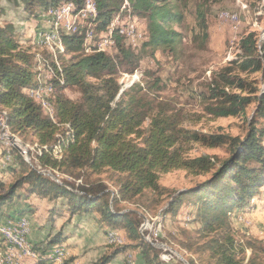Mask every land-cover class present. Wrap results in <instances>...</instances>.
Wrapping results in <instances>:
<instances>
[{
  "label": "trees",
  "instance_id": "trees-1",
  "mask_svg": "<svg viewBox=\"0 0 264 264\" xmlns=\"http://www.w3.org/2000/svg\"><path fill=\"white\" fill-rule=\"evenodd\" d=\"M21 1L27 17L37 18L35 32L41 11L71 4L75 13L86 6V0ZM95 1L93 22L95 29L103 32L125 0ZM128 4L136 21L137 17L146 20L143 29L148 37L133 49L124 36L115 35L117 55L104 51L83 54L85 35L64 32L52 21L53 27H59L56 31L67 55L60 56L61 69L52 58V78L46 81L38 77L36 70L39 47L26 46L12 22L0 21V108L8 130L32 138L38 147L28 162L15 148L0 141V156L16 153L22 166V174L14 181L6 184L0 180V219L17 220L15 216L38 209L37 203H29L10 212L6 206L15 201L51 199L52 220L65 211L71 216L94 213L104 230L126 233L129 242L125 243L116 232L125 244H119L93 264H110L119 254L138 249L147 264H169L161 261L158 252L143 238V215L137 209L118 206L140 199L144 210L161 207L164 218H175L187 205L191 222L198 224L190 231L184 230L186 239L181 243L188 251L204 255L206 264H264V242L251 235L238 236L233 222L242 211L256 209L255 197L264 195V126L259 125V119H264V39L259 43L254 32L243 36L240 53L213 72L205 89L199 92L205 111L215 118L247 117L248 107L256 104L254 115L247 118L246 135L186 128L180 124L178 113L153 95L155 88L162 89L158 78L152 84L135 82L127 88L120 85L118 76L120 71L135 72L142 58L156 51L172 55L181 51L183 34L174 25L184 21L187 0H128ZM203 5L196 7L198 32L194 38L205 43L209 30ZM2 13L0 5V16ZM257 73L260 79L253 77ZM47 84L53 87L54 113L49 116L30 95L32 89ZM67 90H78L80 99L69 98ZM147 119L150 123L144 128ZM194 144L221 148L226 155L191 156ZM11 166L5 167V172L17 176L18 170ZM41 169L63 173L73 181L55 176L56 181ZM175 169L208 177L180 190L162 186L161 175ZM104 171L114 179V190L103 180L89 178ZM67 239L60 229L38 248L40 256L32 248L38 254L33 264H47L49 250ZM188 262L196 264L194 259Z\"/></svg>",
  "mask_w": 264,
  "mask_h": 264
},
{
  "label": "rangeland",
  "instance_id": "rangeland-1",
  "mask_svg": "<svg viewBox=\"0 0 264 264\" xmlns=\"http://www.w3.org/2000/svg\"><path fill=\"white\" fill-rule=\"evenodd\" d=\"M20 1L21 0H5V3L11 5L12 8H15L16 6H21ZM201 3L204 4L203 6L206 11L209 30V37L205 43L194 38L195 33L198 32L196 7ZM124 5L126 7L125 2L121 7L123 8ZM224 12L236 13L238 19L236 21L229 20V18L222 16V13ZM184 15V21L179 25H174V27L183 34L181 51L176 55L162 51H156L154 55H146L142 58L140 67L135 72H119V83L121 86H125L132 81L131 86L135 82H142L143 85H147L148 82L151 84L154 83L155 79L158 78L162 89L155 88L156 90H153V95H156V99L164 103L166 107L178 113L180 124L183 127L197 129L208 133H226L244 137L249 127V121H247V118L249 120L254 115L256 104H252L248 107L246 114L247 117L229 116L215 118L207 114L205 111V103L200 98L199 92L205 89L206 82L210 79L213 72L218 71L223 66L227 65L229 61L235 59L240 53L239 41L243 36L250 32H254L256 33L259 43L264 39V0H187V7L184 10ZM36 21V17L29 19V22L32 23H35ZM137 21L140 23H138L139 26L145 28V21L143 19L137 17ZM51 23L52 21L44 22V28L42 30H58L59 27H53V24ZM40 29H38V31H40ZM33 31V39L31 40L29 37L26 38L24 44L26 46L36 45L39 47L36 54V70L38 71V77H42L43 81H46V79H48V74H50V70L53 69L50 63L52 58L55 63L56 61L58 62L56 65L61 69L62 65L60 56H66L67 53L64 52L63 54H57V48H55L56 55L54 56V52L52 53L47 46L40 44L38 42L39 40L37 41L35 29H33ZM114 50L115 49H108V52L106 53L117 55L118 51L114 52ZM81 52L85 54L84 46L82 47ZM253 77L260 79L261 74H254ZM91 81L97 83L95 79H91ZM263 86L264 83L261 84L262 88ZM66 95L72 100H79L81 97L78 90H67ZM3 115H5L4 111L0 108V134L2 130L4 131L3 135H0V141H3L6 147L8 145L10 148H15L28 162H31L33 154L38 152L37 145L30 137L25 138L10 132L8 128L3 129V123L5 121ZM44 115L46 114L44 113ZM149 123L150 119H147L143 124V127L147 128ZM259 125L264 126L263 118L259 119ZM41 147H46V145ZM189 154L191 156L217 154L220 157L226 155L221 148H207L200 144H194L189 151ZM1 158L3 157L0 156V180L3 179L6 181V184H8L22 174L20 173L22 166L16 153L11 154V160ZM8 165H12L18 170L17 176L5 172L4 168ZM42 171L51 170L41 169V172ZM51 173L60 179L73 181L71 177L63 173H54L53 171H51ZM207 177L208 175H194L183 169H175L162 174L159 182L162 186L168 189L180 190L191 187ZM89 178L92 181L103 180L112 190L115 189V182L109 171H104L101 174H93ZM260 197L264 196L255 197L254 201L257 202ZM139 200L140 199H135L132 202H123L118 207L124 209H137L143 215V221L140 226L141 234L143 238L158 252L161 261L169 264H185L188 262V259H194L196 264H206L204 255L188 251V249H186L181 243V241L186 239L184 230L186 229L187 231H190L198 226L197 223L191 222L193 217L190 214L189 206H183L175 218H164L161 207L144 210L145 208L143 209ZM29 203H32V205H35L33 203H37V205L42 207L41 213L38 212L33 219H31L28 213L22 216H15V219L29 216L31 219L30 226L32 225V231V223L35 222L36 219L38 220V217L42 218L45 216L46 218H44L46 219L47 226H55L53 229H51L50 226H41V228H46V230L41 233L48 240L49 237L55 234L59 229L63 230V225H66L68 221V219H66L67 214H61L55 217V220H52V218L48 216L49 208L52 207L53 204L51 199L35 197L28 201H15L11 205H7L6 209L12 212L15 207ZM259 205V209L257 208L251 211L244 210L234 218L233 222L238 236L242 237L244 235H251L258 237L264 242V202ZM252 211L255 212L253 213V216L250 215ZM88 214L90 215L89 218L92 220L91 224L93 226L89 227L85 224L83 225V228L74 235L75 241L78 245L83 242L84 248L80 255L72 252L70 244L67 241L56 244L65 247L69 250L70 254H72L69 255L66 260L67 262L65 261L64 264H71L78 258L81 261L86 254H90L91 256L85 264H92L103 255L111 253L120 245L111 242V244H109L106 238L108 237L109 232H117L123 236L125 243L129 242V239L123 230L107 228L105 231L104 228L100 227L96 220L93 219L94 217L91 216V214L93 216L95 214ZM256 217H258V219H256ZM7 222L6 217L2 218L0 221V223ZM142 226L144 228L141 230ZM46 238L44 241L31 240L29 238L31 248L38 250L39 256L41 252L38 248L46 245L48 242ZM6 246H8V243L0 235V255L4 253ZM16 251L19 250L16 249ZM36 259L33 260L35 261ZM15 261V264H27V259ZM0 264H2L1 261ZM110 264L147 263L142 260L141 251L138 249L129 250L125 254H119Z\"/></svg>",
  "mask_w": 264,
  "mask_h": 264
},
{
  "label": "bare ground",
  "instance_id": "bare-ground-1",
  "mask_svg": "<svg viewBox=\"0 0 264 264\" xmlns=\"http://www.w3.org/2000/svg\"><path fill=\"white\" fill-rule=\"evenodd\" d=\"M89 1L96 2L95 0H89ZM125 4L126 7L125 5L123 6V8L121 7V11L119 12V14L108 25L107 29H109V31H107L106 29L103 32H98L95 29V24L92 18L93 15H95L96 3H94L93 5L92 14H90L91 24H84V19H80L84 8L74 13L73 12L74 7L71 4L63 5L62 11L53 12L52 10L56 8H50L41 11L39 14V18L41 20L54 21L56 25H58L64 32L67 33L79 32L84 34L85 41L83 46H84L85 54H92L99 51L108 52L107 51L108 49L109 50L115 49L117 44L115 43L114 45L113 42H108V41H116L115 35L117 34L124 36L128 45H130L133 49H135L139 47L144 42V40H146L148 36L146 35V32L145 35L143 34L142 31L145 30L138 25L136 19L133 17L130 6L128 4V0H125ZM222 16L227 17L229 18V20L231 19L233 21H236L238 19L236 13L228 12L226 15V13L224 12L222 13ZM37 33H38L36 35L37 41L39 40L38 42L40 44L47 46L52 51V53L54 52L53 53L54 56L56 55V51L57 54L59 53L63 54L64 52H66L65 45L63 44V41L61 40L56 30L53 29L40 30ZM90 34H95L94 44H98V48L94 46H90ZM55 48H57L56 51ZM56 63L58 64L57 61ZM47 77L52 78V74H49ZM131 84L132 81L128 85H125L123 87H129L131 86ZM52 94H53V87L50 84L40 85L36 89H32L30 91L31 97H33L36 101L39 102L40 106L42 107V110L48 116L53 115L54 113V104L51 99ZM4 128H7L6 120L3 123V129ZM3 132L4 131L2 130V133ZM5 159L11 160V154L7 155ZM42 173L45 174V172ZM47 173H48L47 175L51 174L52 176H54L52 177L51 175H49L54 180L58 181L55 175H53L50 171H47ZM143 228L144 227L142 226L141 230ZM30 232H31V226L28 216L26 217L23 216L18 218L17 220L8 221L7 223L0 224V235L8 243V246H6L4 253L1 255L2 264H15L14 263L16 262L15 260L22 261L25 258H30V259L36 258L37 256L36 252L35 251H34L35 253L33 252L28 240ZM106 238L109 244L115 243L116 245H119L124 243V240L121 237H119V235L116 232H109L108 237ZM16 249H18L19 251H16ZM20 253L22 254V256ZM48 254L50 257V261H52L53 264H62L68 259L69 255H71L69 250H67L65 247L62 246L51 248ZM58 259H61L62 262L61 260Z\"/></svg>",
  "mask_w": 264,
  "mask_h": 264
},
{
  "label": "crops",
  "instance_id": "crops-1",
  "mask_svg": "<svg viewBox=\"0 0 264 264\" xmlns=\"http://www.w3.org/2000/svg\"><path fill=\"white\" fill-rule=\"evenodd\" d=\"M14 3H15V1H14ZM20 3H21V6H19V7L16 6L15 8H12L11 5H7V3H5V0H0V5L3 8V13L0 16V21H1V23H4V22H12L15 25L17 31L21 34L22 41L25 42L26 38H28V37L31 38V40L33 39V37H32V36H34L33 27H34V24L35 23L29 22V18L27 17V15H26V13L24 11V4H23L22 1H20ZM44 22H50V21L49 20H40L39 19V28L37 26L35 35L38 34L37 33L38 32V29L41 28L40 30H42L44 28ZM48 30H50V29H48ZM263 202H264V197L258 198L257 202H255V204L257 205V208L258 209L260 208V205L259 204H261ZM22 206H24V205H22ZM41 210H42V207H40L38 205V209L35 210V212L28 213V214L31 217V219H33L38 214V212L41 213ZM254 211H252L250 215L253 216V213L256 212V211L255 212ZM63 214H67L66 215L67 216L66 219H68L66 225H63V231L68 235L67 242L70 244V248H71L72 252H74L75 254H79L80 255L83 252V248H84L83 247V242H81V244L78 245L76 243V241H75V236L74 235L79 230H81L83 228V225H85V224H87L89 227L90 226L91 227L93 226L91 224V221L92 220L89 218L90 215L88 213H84L83 212V213H80V214H76V215L71 216V214L68 211H65ZM48 216H49V211H48ZM91 216L94 217L92 214H91ZM30 217H29V220L31 221ZM44 217L45 216H43L42 218H39L38 217V220L36 219L35 222L32 223L33 224V228H32V231L30 233V236H29V238L31 240L44 241V239L46 238L41 233V232H43V231L46 230V228H41V226L42 225L47 226L46 219H45L46 217L45 218ZM63 218H65V217H63ZM93 219H95V218H93ZM256 219H258V217H256ZM9 220H14V219H8L7 221H9ZM54 220H55V218H54ZM49 226H50L51 229H53L55 227V226L52 227L51 225H48L47 227H49ZM31 227H32V225H31ZM29 238H28V240H29ZM54 247H57V246H54ZM90 256H91L90 254H86L81 259V261L78 258V259H76V261H74L71 264H85V262L89 259ZM25 259H27V264H33L34 263V260L33 259H35V258H31V259L30 258H25ZM25 259H23V260H25ZM0 261H1V257H0ZM96 261L97 260H95L93 263H95ZM47 264H51V262L49 261Z\"/></svg>",
  "mask_w": 264,
  "mask_h": 264
},
{
  "label": "built area",
  "instance_id": "built-area-1",
  "mask_svg": "<svg viewBox=\"0 0 264 264\" xmlns=\"http://www.w3.org/2000/svg\"><path fill=\"white\" fill-rule=\"evenodd\" d=\"M94 3H96V2H90L89 0H86V7H84L83 12H82V16L80 18V19H84V24H91L90 14H92V12H93ZM62 10H63V6L59 7V8H56V9H54L52 11L54 12V11H62ZM225 13L227 15L228 12H225ZM143 20L146 21L145 19H143ZM75 22H76V20H75ZM107 31H109V29H107ZM142 32L145 35V31H142ZM94 35L95 34H90V46H94V47L98 48V44H94ZM42 40H43V38H42ZM108 42H113L114 45L116 43V41H108ZM0 135L1 136L3 135L2 131H1ZM42 172H44V171H42ZM45 174H48V173L45 172ZM49 175H51V174H49ZM52 177H54V176H52ZM58 260H61V259H58ZM61 262H62V260H61Z\"/></svg>",
  "mask_w": 264,
  "mask_h": 264
},
{
  "label": "water",
  "instance_id": "water-1",
  "mask_svg": "<svg viewBox=\"0 0 264 264\" xmlns=\"http://www.w3.org/2000/svg\"><path fill=\"white\" fill-rule=\"evenodd\" d=\"M185 264H188V262H186Z\"/></svg>",
  "mask_w": 264,
  "mask_h": 264
}]
</instances>
